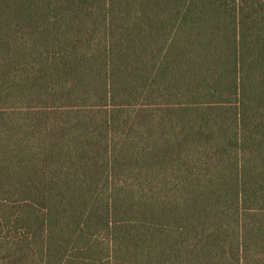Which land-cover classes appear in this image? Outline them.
<instances>
[{
  "label": "trees",
  "instance_id": "obj_1",
  "mask_svg": "<svg viewBox=\"0 0 264 264\" xmlns=\"http://www.w3.org/2000/svg\"><path fill=\"white\" fill-rule=\"evenodd\" d=\"M0 264H264V0H0Z\"/></svg>",
  "mask_w": 264,
  "mask_h": 264
}]
</instances>
